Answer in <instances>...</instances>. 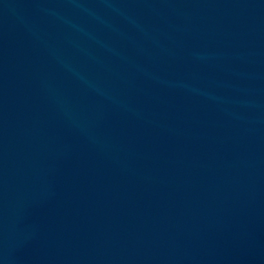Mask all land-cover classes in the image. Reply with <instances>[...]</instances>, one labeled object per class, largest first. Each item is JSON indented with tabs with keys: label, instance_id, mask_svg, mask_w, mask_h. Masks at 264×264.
<instances>
[{
	"label": "water",
	"instance_id": "95a60500",
	"mask_svg": "<svg viewBox=\"0 0 264 264\" xmlns=\"http://www.w3.org/2000/svg\"><path fill=\"white\" fill-rule=\"evenodd\" d=\"M0 264H264V0H0Z\"/></svg>",
	"mask_w": 264,
	"mask_h": 264
}]
</instances>
